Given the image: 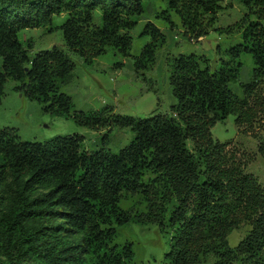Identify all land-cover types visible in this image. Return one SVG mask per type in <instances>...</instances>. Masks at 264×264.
<instances>
[{
	"label": "trees",
	"instance_id": "obj_1",
	"mask_svg": "<svg viewBox=\"0 0 264 264\" xmlns=\"http://www.w3.org/2000/svg\"><path fill=\"white\" fill-rule=\"evenodd\" d=\"M152 0H0V104L5 84L42 104L56 116L81 126L109 128L102 145L88 149L80 134L22 140L14 127L0 126V264H138L130 241L116 242L118 229L154 222L173 230L166 264H264V184L246 170L227 142L212 135L218 122L235 116L237 126L264 123V0H242L247 8L240 41L223 49L214 68L210 58L179 54L170 62L169 81L176 103L171 114L134 116L114 107L75 110L61 91L75 69L68 52L53 46L32 53L19 32L52 24L66 47L91 64L111 47L132 56L134 29ZM158 17L176 28L171 11L191 36L207 35L224 0H161ZM98 11V17L96 13ZM253 17V18H251ZM140 35L149 41L133 56L136 76H147L167 36L153 21ZM253 61L251 78L238 82L242 55ZM118 67L124 65L117 62ZM113 127L129 128V143L112 151ZM264 154V139H259ZM153 177L145 179L146 175ZM140 193L147 211L133 214L121 205L123 193ZM243 223L251 229L231 246L229 235Z\"/></svg>",
	"mask_w": 264,
	"mask_h": 264
},
{
	"label": "rangeland",
	"instance_id": "obj_2",
	"mask_svg": "<svg viewBox=\"0 0 264 264\" xmlns=\"http://www.w3.org/2000/svg\"><path fill=\"white\" fill-rule=\"evenodd\" d=\"M167 8V3L152 0L141 15L137 26L130 31L132 36V56L123 58L121 54L109 48L107 53L98 56L93 63H87L81 55L70 51L64 42L62 30L57 28L66 19V14L55 15L52 24L36 28H27L19 32V39L25 44L31 41L32 53L41 49L59 46L65 49L75 62L71 80L61 86V91L72 97L75 110L90 111L106 105L114 107V111L134 116H149L153 113L171 114V106L176 103L169 81L170 62L179 54L195 53L210 58L212 68L220 62L217 48H229L240 41L245 27L243 21L247 8L242 0H224L218 13V19L204 36L194 37L184 31L179 16L171 11L176 28L171 29L168 22L158 17ZM98 17V11L96 13ZM253 18V17H251ZM153 21L167 36V42L158 50L156 61L147 76L155 81L153 90H149L142 76H136L133 68V56L138 55L142 47L149 41L148 35H140L144 24ZM244 65L238 82L230 87L241 97L244 95L241 82L251 78L253 61L250 55L241 57ZM124 65L118 67L117 62ZM16 82L9 79L5 84L2 103L0 104V126L16 129L22 140L43 141L56 135L80 134L84 136V145L88 149H96L102 145V136L107 128H90L78 125L73 118L56 116L42 109V104L14 90ZM260 99H264V81L258 91ZM233 114L218 122L211 128L212 135L221 142H227L237 159L241 160L246 170L256 175L264 184V154L258 149L259 139H264V123L256 121L253 127L237 126ZM107 147L118 151L130 142L132 131L129 128L113 127ZM153 177L146 175L145 179ZM121 205L133 214L147 211V203L142 194L123 193ZM251 225L243 223L229 235L231 246L236 244L249 232ZM173 234L168 225L162 228L159 224L132 222L118 229L116 242L122 244L130 241L135 251L138 264H166L165 253L170 249V238ZM211 257L201 264H214Z\"/></svg>",
	"mask_w": 264,
	"mask_h": 264
}]
</instances>
